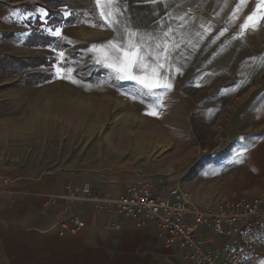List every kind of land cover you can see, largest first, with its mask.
<instances>
[{"label":"rangeland","instance_id":"1","mask_svg":"<svg viewBox=\"0 0 264 264\" xmlns=\"http://www.w3.org/2000/svg\"><path fill=\"white\" fill-rule=\"evenodd\" d=\"M115 6L119 23L109 27L96 0H0V166L51 172L121 194L148 179L160 189L187 190L199 208L263 191L259 164L249 161L241 179L247 193L227 194V110L192 98L193 92L227 90L224 81H205L209 69L218 73L208 59L219 38L209 32L218 24L194 20L195 12L227 11V0H117ZM129 29L137 33L134 41L169 49L160 74L171 88L149 90L119 79L92 50L114 39L123 44ZM36 34L53 42L27 44ZM153 110L159 115H150ZM241 115H235L239 122Z\"/></svg>","mask_w":264,"mask_h":264},{"label":"crops","instance_id":"2","mask_svg":"<svg viewBox=\"0 0 264 264\" xmlns=\"http://www.w3.org/2000/svg\"><path fill=\"white\" fill-rule=\"evenodd\" d=\"M257 3L259 0H248L241 5L237 19H233V13L237 12L239 0H227V11L221 14L194 13L197 25L204 21L218 24L209 32V37H219L217 45L208 49V59L218 73L209 69L211 78L208 76L205 81H224L227 90L193 92L192 98L208 99L205 105L208 109L227 110L230 195L247 193L241 179L247 177L249 161L259 164L257 178H264V21L257 29L241 34V25ZM239 112L242 122L235 117ZM250 133L260 135L250 142L246 139ZM81 183L86 181L73 183L71 177L51 172L37 174L0 166V264H192L179 244L166 245L163 232L154 221L131 216L113 219L107 209L97 210L91 202L70 205L85 227L80 232L60 236L55 212L45 209L44 202L52 194L65 193L69 185ZM91 186L95 192L112 197L122 192ZM112 223L120 224L121 228H113ZM247 264H264V239Z\"/></svg>","mask_w":264,"mask_h":264},{"label":"built area","instance_id":"3","mask_svg":"<svg viewBox=\"0 0 264 264\" xmlns=\"http://www.w3.org/2000/svg\"><path fill=\"white\" fill-rule=\"evenodd\" d=\"M83 202H91L97 210L107 209L113 219L131 216L154 221L166 245L179 244L192 264H247L264 239V193L199 208L187 190L160 189L148 179L130 184L118 197L99 194L87 182L73 184L44 202L45 209L55 212L60 236L85 227L70 209L71 204ZM111 226L121 228L118 223ZM203 230H207L204 235Z\"/></svg>","mask_w":264,"mask_h":264},{"label":"snow or ice","instance_id":"4","mask_svg":"<svg viewBox=\"0 0 264 264\" xmlns=\"http://www.w3.org/2000/svg\"><path fill=\"white\" fill-rule=\"evenodd\" d=\"M117 0H96V5L99 8V15L102 20H104L109 27L114 26L119 23L116 18V13L120 10L116 7ZM156 2V0H152ZM248 0H239L237 5V12L233 13V19L238 18V13L241 11V5L247 4ZM65 15H71V13L66 12ZM264 21V0H259L255 10L249 14L244 23L241 25L243 34L244 30L252 29L255 30L259 27L260 22ZM227 31V29H225ZM129 38L121 44L117 40H110L104 45H93L92 50L101 54V62L105 63L107 67L113 68L118 74V78L122 80H134L144 86V88L152 90L157 87L171 88L172 84L167 80V77H163L160 74V70L165 67L162 62L169 58V49L163 47L162 50H153L150 45H146L131 39V37L136 36L137 33L128 30ZM223 33H221L222 35ZM54 35L57 37L62 35L60 29H56ZM167 35V33L165 34ZM157 49L161 46L157 45ZM60 57L63 58L64 53L61 52ZM147 57H152L154 63L149 64ZM139 71L141 74L137 75L134 72ZM65 71L57 67V72L60 73ZM67 71H71L70 69ZM177 72L180 69H176ZM64 78L71 79L70 76H65ZM76 82V81H73ZM135 99V97H133ZM150 115L156 116L159 113L155 110L149 113Z\"/></svg>","mask_w":264,"mask_h":264},{"label":"trees","instance_id":"5","mask_svg":"<svg viewBox=\"0 0 264 264\" xmlns=\"http://www.w3.org/2000/svg\"><path fill=\"white\" fill-rule=\"evenodd\" d=\"M73 19L71 18L70 19V21H72ZM35 37L37 38V40L36 39H30L31 41H29L27 44H30V45H32L33 43L34 44H40V45H44V44H51L52 42H53V39L52 38H50L49 36H47V35H44V34H36L35 35ZM32 42V43H31ZM7 59H11L12 61H13V63H12V65H15V64H17L16 62L18 61V60H15L14 58H12V57H10V56H7L6 57ZM19 63V62H18ZM1 65V68H3L4 69V67H5V65L3 64H0ZM22 65H24L23 63H22Z\"/></svg>","mask_w":264,"mask_h":264}]
</instances>
